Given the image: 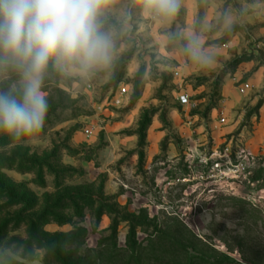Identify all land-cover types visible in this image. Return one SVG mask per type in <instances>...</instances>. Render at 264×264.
Returning a JSON list of instances; mask_svg holds the SVG:
<instances>
[{
  "label": "rangeland",
  "instance_id": "rangeland-1",
  "mask_svg": "<svg viewBox=\"0 0 264 264\" xmlns=\"http://www.w3.org/2000/svg\"><path fill=\"white\" fill-rule=\"evenodd\" d=\"M102 21L111 65L82 77L50 63L39 143L0 133V264H47L81 227L82 253L137 242L163 264L172 231L183 253L264 264V0H181L171 21L112 0ZM192 36L212 66L191 59ZM19 81L0 68V92Z\"/></svg>",
  "mask_w": 264,
  "mask_h": 264
},
{
  "label": "clouds",
  "instance_id": "clouds-1",
  "mask_svg": "<svg viewBox=\"0 0 264 264\" xmlns=\"http://www.w3.org/2000/svg\"><path fill=\"white\" fill-rule=\"evenodd\" d=\"M112 0H0V68L20 76V90L0 92V133L35 145L44 129L48 102L42 83L50 63L65 75L88 77L108 68L112 35L104 29V8ZM146 18L171 21L181 0H135ZM227 26L231 18L225 17ZM186 51L212 66L214 53L192 36Z\"/></svg>",
  "mask_w": 264,
  "mask_h": 264
},
{
  "label": "trees",
  "instance_id": "trees-1",
  "mask_svg": "<svg viewBox=\"0 0 264 264\" xmlns=\"http://www.w3.org/2000/svg\"><path fill=\"white\" fill-rule=\"evenodd\" d=\"M111 229L112 228H109L108 230ZM86 233L87 229L85 227H81L77 228L67 237L57 239L58 241L66 242L68 244L71 243L75 246L74 251H70L66 255H64L63 249L54 250L51 245H48L47 264H51L50 257L56 259L58 264H148V262H144V254L138 251V248L136 247L137 242H134L133 245L131 244V248L129 247L117 250V248L112 249L111 246L107 245L100 251L95 249L88 250L89 252L86 253H82L80 252V248L85 243L83 238L86 237ZM163 238L164 241L170 240L172 246L177 247L176 249H168L165 247L162 252L164 255V260L168 261L165 263L163 262V264H241L225 254H220V256L214 258L209 257L203 252L199 253L198 255H190L185 249L184 251H186V253H183L180 251V249H178V247H185L184 240H182L180 237H173L172 231L165 233ZM115 251H120L118 253L123 255L121 262L113 263L111 260L113 253L116 254ZM147 257L149 258L150 255ZM153 264L156 263L154 262Z\"/></svg>",
  "mask_w": 264,
  "mask_h": 264
},
{
  "label": "crops",
  "instance_id": "crops-1",
  "mask_svg": "<svg viewBox=\"0 0 264 264\" xmlns=\"http://www.w3.org/2000/svg\"><path fill=\"white\" fill-rule=\"evenodd\" d=\"M251 9H252V11L249 14H246L245 20L258 22V14L260 13L258 10V3L257 2L252 3Z\"/></svg>",
  "mask_w": 264,
  "mask_h": 264
},
{
  "label": "built area",
  "instance_id": "built-area-1",
  "mask_svg": "<svg viewBox=\"0 0 264 264\" xmlns=\"http://www.w3.org/2000/svg\"><path fill=\"white\" fill-rule=\"evenodd\" d=\"M246 87H249V85H246ZM181 102L184 104H188L189 103V98L186 95H181ZM222 121L224 122L225 119L223 118ZM87 133H90V130H87Z\"/></svg>",
  "mask_w": 264,
  "mask_h": 264
}]
</instances>
